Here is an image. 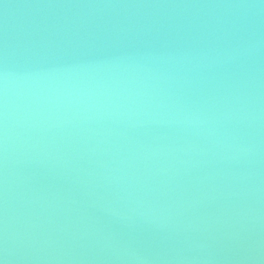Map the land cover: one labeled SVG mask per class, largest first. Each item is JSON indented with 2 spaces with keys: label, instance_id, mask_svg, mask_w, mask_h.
I'll return each mask as SVG.
<instances>
[{
  "label": "water",
  "instance_id": "95a60500",
  "mask_svg": "<svg viewBox=\"0 0 264 264\" xmlns=\"http://www.w3.org/2000/svg\"><path fill=\"white\" fill-rule=\"evenodd\" d=\"M2 264H264V0H0Z\"/></svg>",
  "mask_w": 264,
  "mask_h": 264
},
{
  "label": "snow or ice",
  "instance_id": "6c2138e0",
  "mask_svg": "<svg viewBox=\"0 0 264 264\" xmlns=\"http://www.w3.org/2000/svg\"><path fill=\"white\" fill-rule=\"evenodd\" d=\"M0 264H2V262H0Z\"/></svg>",
  "mask_w": 264,
  "mask_h": 264
}]
</instances>
